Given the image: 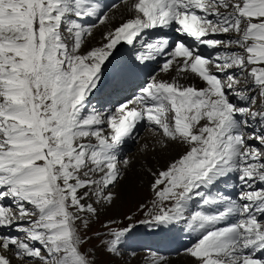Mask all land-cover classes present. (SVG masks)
I'll list each match as a JSON object with an SVG mask.
<instances>
[{
	"label": "snow or ice",
	"instance_id": "1",
	"mask_svg": "<svg viewBox=\"0 0 264 264\" xmlns=\"http://www.w3.org/2000/svg\"><path fill=\"white\" fill-rule=\"evenodd\" d=\"M121 6L127 17L90 46ZM139 40L137 60L164 58L175 76L98 110L105 62ZM193 76L205 86L180 82ZM144 121L162 148L186 151L153 174L145 219L94 233L105 253L121 256L138 227L187 230L196 264H264V0H0V264H96L86 230L114 203L131 163L120 150ZM233 179L235 199L218 190Z\"/></svg>",
	"mask_w": 264,
	"mask_h": 264
},
{
	"label": "bare ground",
	"instance_id": "2",
	"mask_svg": "<svg viewBox=\"0 0 264 264\" xmlns=\"http://www.w3.org/2000/svg\"><path fill=\"white\" fill-rule=\"evenodd\" d=\"M113 2L119 3L120 0H103V3L105 5H111ZM111 15L114 16V19L111 22H109L106 25H98V30L95 32L94 36L91 38V43H90L91 46H100V44L104 43V40L102 39V35L105 34L108 30L118 26L122 22V19L126 18L128 14H127V12H126V10L124 8L120 7L119 9L115 10L114 12H112ZM159 35H160V33L158 31H152V32L146 34L143 37V40L144 39L145 40L149 39L150 36L152 38H155L156 36H159ZM218 38H220V37H218ZM143 40H139V41L135 42L134 43V46H135L134 48H127L126 50H125V45L127 43L122 42L121 44H119L117 46V49L114 50L113 56L110 57V61L109 62H105V63L111 64L114 61V58L117 55H123V54L127 55V56H129L131 58L136 59L134 61L131 60L129 62V65L127 67H125V68H116V73H115L116 75L119 74L120 72H122L123 70H126V69H128V70H130L132 72H137L141 66H148V65H150V63H151V65H153L152 63H154L155 61H157L158 59H161V58H158L157 60H154V61H148V62H140L139 60H137V56L139 55V53L144 50L143 46H142ZM202 51L207 53L209 50L208 49H202ZM173 76H175V72H173V71H170L168 73H162L161 72V68L158 69L157 77L159 79L170 80ZM180 82L184 83V84H194L197 87L205 86V84L203 82H201L199 79L195 78L194 76L193 77H189L187 79H181ZM124 102H126V101H124ZM118 106H119V104H116L114 106V108L118 107ZM114 108L110 109V110H103V111L104 112L112 111V110H114ZM146 134H147L146 137H148V138L145 137L142 140V142L144 141V142L147 143V145L149 147V150H151L150 153L148 151H145L144 153L141 154L139 152L140 149H138L137 152L128 153V154L125 155V157L123 156L121 158V155H120L121 159H125V158L126 159H130L131 163L126 169L123 170L124 174H123L121 180L119 181V184H117L114 187V190H115V193H116V199L114 201V204H113L112 208L113 209L115 208L116 211L118 210L119 213H120V211H122V206H121L122 203H125L126 199H128L129 197H132V196H125L127 190H128V194L129 195L132 194V192H129V190L131 189V185H133V183L135 181H137L138 179H140L141 181L144 179L145 170H146L145 168H149L150 169L149 166H153L152 172L158 174L159 171H162V170L166 169L168 164L171 163L173 161V159L175 160V157L185 147L183 145L170 143L167 148H162L161 145L158 143V140H159L158 137L159 136L156 135V133H155V131L153 129H149L146 132ZM152 148L154 149V151H152L153 150ZM152 156H156V158L158 159V162L160 163L159 165H162L161 167L153 165L154 163H153V160H152L153 159ZM169 159L172 160V161H170ZM145 162H146V165H144ZM136 187H138V186H136ZM121 191L124 192V194ZM136 197L137 196H134L133 199H136ZM99 209H100L99 211H101V210L104 211L105 206H102ZM150 237L153 238V240L151 241L150 245H152V246L155 245V248L157 250L158 246L162 245L161 241H163V235H159L158 237H153V236L150 235ZM182 251L183 252L180 251L181 253L178 252L179 254L178 253L173 254V255L168 254L167 257H166L167 261L168 262L170 261V263H172V264H188L187 260H189L190 264H196V261L192 257H190L189 255L186 254L185 249L182 250ZM146 252H152V253H150L151 255L153 253H156L153 250L152 251H146ZM159 255H160V253H159ZM175 255H176V257H173ZM140 256H143L146 259H148V255L146 253L141 254ZM146 261H148V260H146ZM144 263H145V261H144ZM13 264H20V262L14 260ZM27 264H30L29 261L27 262ZM35 264H37V263H35Z\"/></svg>",
	"mask_w": 264,
	"mask_h": 264
},
{
	"label": "rangeland",
	"instance_id": "3",
	"mask_svg": "<svg viewBox=\"0 0 264 264\" xmlns=\"http://www.w3.org/2000/svg\"><path fill=\"white\" fill-rule=\"evenodd\" d=\"M121 7L123 8V6H121ZM147 131H148V129L144 130L142 128L138 132H136V134L134 135V137L131 140L132 142L130 141L131 143L129 142L128 146H127V148H129V147H131V148L127 149L125 151L124 155H126L128 153H135L138 151V149H140L139 152L141 154L144 153L145 151H148L149 153L151 152V150H149L147 143L144 141L142 142V140L147 136V134H146ZM146 138H148V137H146ZM158 138H160V137H158ZM182 150L177 155L178 157L177 156L175 157V160L179 159L180 155H182L186 151V148L184 147V149H182ZM152 151H154V149ZM123 156H121V158ZM152 157H153L152 160L154 163L153 165L161 167L162 165H159L160 163L158 162V159L156 158V156H152ZM170 161H172V160H170ZM144 165H146V162ZM149 167H150V169L145 168L146 170H145L144 179L142 181L140 179H138L137 181H135L133 183V185H131V189L129 190V192H132V194L129 195L128 190H127L125 196H132V197H129L128 199L125 200L126 204L122 203V205H121L122 211H120V213H119L118 210L116 211L115 208L113 209L112 206L114 203L111 205L105 206L104 211L103 210L99 211L98 218L95 219L91 223L90 228H88L86 230L87 242L84 244V249L91 251L92 254L97 257L96 264H151L150 259H151L152 255L150 253H152V252H146L149 250H137L138 252H136V253L134 252L135 254L133 253V255H130V254H128V252L126 250H123V254L121 256H118V257L109 256L108 254L105 253L104 249L101 247V241L105 239V236L101 235L99 238H97L94 235V233H96V232H104L106 229L103 226L105 224H107V222L109 220H115L116 223L113 225L114 227H124L129 223L128 219H126L127 217H133L134 222L139 221L141 218L142 219L146 218L145 213L147 212L148 209H150L152 207L153 200L155 199V192L153 191V188H152V184L154 183V175H153L154 173L152 172L153 166H149ZM135 185L138 187H136ZM112 190L115 192L114 188ZM122 193L124 194V192H122ZM134 196H137L136 199H133ZM142 206H145V207L142 209ZM146 229H149V228H144V230H143V232L146 234V237L139 238L138 241L136 240V242L138 244L140 242H141V244L143 242H147L148 245L151 244V241L153 240V238L150 237V235H147ZM87 237H91V239H87ZM137 243H134V245H136ZM138 244L136 246H138ZM139 247H141V246H139ZM181 252H183V251H181ZM144 253H146L148 255V259H146L143 256H140L141 254H144ZM155 254L159 255V253H155ZM160 255H162L166 258L168 253H160ZM173 257H176V255ZM146 260H148V261H146ZM144 261H145V263H144ZM187 262H188V264H190L189 260H187ZM29 263L30 264H35V263L38 264V262H35V261H29ZM167 264H172V263H170V261L169 262L167 261Z\"/></svg>",
	"mask_w": 264,
	"mask_h": 264
}]
</instances>
